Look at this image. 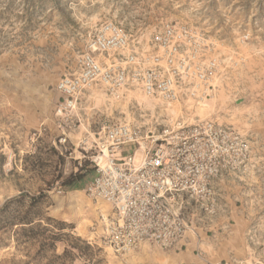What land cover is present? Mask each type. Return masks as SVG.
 I'll list each match as a JSON object with an SVG mask.
<instances>
[{"label":"rangeland","instance_id":"obj_1","mask_svg":"<svg viewBox=\"0 0 264 264\" xmlns=\"http://www.w3.org/2000/svg\"><path fill=\"white\" fill-rule=\"evenodd\" d=\"M106 22L140 43L165 23L195 29L207 41L208 58L218 63L214 91L191 114H182L178 106L148 98L138 89L116 99L93 88L78 102L77 127L60 143L56 84L77 71L91 36ZM111 59L97 57L100 62ZM197 120L232 127L248 143L249 158L229 176L213 181L195 203L206 205L210 218L214 206L224 201L212 184L233 179L234 203L244 208L235 212V220L248 253L246 263L264 264V0H0V204L21 190L50 188L48 215L72 224L76 236L99 249V264H150L149 244L120 257L102 243L99 228L92 234L100 215L111 213L107 204L83 193L95 172L74 189L52 180L56 172L63 177L74 173L83 161L94 168V135L104 127L127 123L149 129L155 123ZM52 149L62 155L61 167ZM191 214L186 211L185 219ZM62 249L58 245L57 253ZM12 253L0 249V264L9 262Z\"/></svg>","mask_w":264,"mask_h":264},{"label":"built area","instance_id":"obj_2","mask_svg":"<svg viewBox=\"0 0 264 264\" xmlns=\"http://www.w3.org/2000/svg\"><path fill=\"white\" fill-rule=\"evenodd\" d=\"M87 48L77 71L56 84L60 143L77 127L78 102L93 88L116 99L138 89L148 98L178 106L182 114H191L214 91L218 63L208 58L203 35L186 25L165 23L140 43L106 22L94 31ZM94 54L112 59L100 62ZM150 128L116 123L94 135L95 175L83 193L107 204L111 213L100 215L91 231L96 234L99 228L102 243L120 257L146 244L164 251L179 248L188 231L179 200H201L213 181L229 176L249 158L248 143L216 121L155 123Z\"/></svg>","mask_w":264,"mask_h":264},{"label":"trees","instance_id":"obj_3","mask_svg":"<svg viewBox=\"0 0 264 264\" xmlns=\"http://www.w3.org/2000/svg\"><path fill=\"white\" fill-rule=\"evenodd\" d=\"M55 2V1H54ZM56 165H63L62 155L52 149ZM88 161L74 173L63 177L56 172L52 183L64 189H74L85 177L95 172ZM50 188L35 193L21 190L0 204V249H12L11 259L3 264H99L100 250L74 234V226L48 215L52 203ZM62 245L61 253H57Z\"/></svg>","mask_w":264,"mask_h":264},{"label":"crops","instance_id":"obj_4","mask_svg":"<svg viewBox=\"0 0 264 264\" xmlns=\"http://www.w3.org/2000/svg\"><path fill=\"white\" fill-rule=\"evenodd\" d=\"M212 185L224 200L214 206V215L208 217L204 204L179 200L182 216L186 211L192 213L190 219L184 217L188 225L184 242L171 251L150 245V264H247L241 227L235 220V212L244 210L242 205L234 203L235 182L226 178Z\"/></svg>","mask_w":264,"mask_h":264}]
</instances>
